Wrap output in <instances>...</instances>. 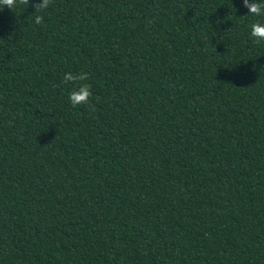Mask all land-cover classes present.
Segmentation results:
<instances>
[{"label": "trees", "instance_id": "trees-1", "mask_svg": "<svg viewBox=\"0 0 264 264\" xmlns=\"http://www.w3.org/2000/svg\"><path fill=\"white\" fill-rule=\"evenodd\" d=\"M248 12L0 11V264H264V17ZM69 72L95 111L71 105Z\"/></svg>", "mask_w": 264, "mask_h": 264}, {"label": "clouds", "instance_id": "clouds-1", "mask_svg": "<svg viewBox=\"0 0 264 264\" xmlns=\"http://www.w3.org/2000/svg\"><path fill=\"white\" fill-rule=\"evenodd\" d=\"M52 0H0V11L5 8L13 11L21 5L27 7L31 6L34 9L32 14L35 24H43V13L50 5ZM244 6L249 10L248 15L256 17H264V0H243ZM250 37L255 43L264 42V23L257 21L250 26ZM89 79L87 72H81L73 74L71 72L65 73L63 76V82L65 84H71L73 90L69 94V101L73 107L80 105L88 106L89 110L95 111V106L91 104L92 87L86 83Z\"/></svg>", "mask_w": 264, "mask_h": 264}]
</instances>
